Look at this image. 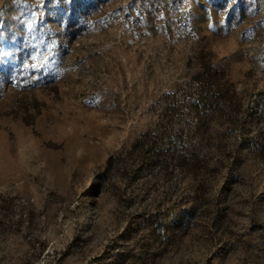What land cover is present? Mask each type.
Segmentation results:
<instances>
[{
  "label": "rangeland",
  "instance_id": "rangeland-1",
  "mask_svg": "<svg viewBox=\"0 0 264 264\" xmlns=\"http://www.w3.org/2000/svg\"><path fill=\"white\" fill-rule=\"evenodd\" d=\"M0 264H264V0H0Z\"/></svg>",
  "mask_w": 264,
  "mask_h": 264
},
{
  "label": "trees",
  "instance_id": "trees-1",
  "mask_svg": "<svg viewBox=\"0 0 264 264\" xmlns=\"http://www.w3.org/2000/svg\"><path fill=\"white\" fill-rule=\"evenodd\" d=\"M220 100V97H216V95L215 96H213V98H212V100L211 101H206L205 103H204V105L205 106H210V107H214V108H217L218 106H219V104H218V101ZM228 116V115H227ZM205 134V133H204Z\"/></svg>",
  "mask_w": 264,
  "mask_h": 264
}]
</instances>
